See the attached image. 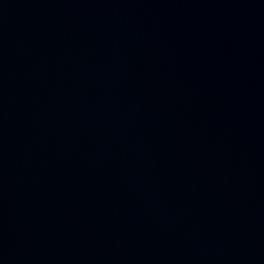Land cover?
Instances as JSON below:
<instances>
[{
    "label": "water",
    "instance_id": "water-1",
    "mask_svg": "<svg viewBox=\"0 0 264 264\" xmlns=\"http://www.w3.org/2000/svg\"><path fill=\"white\" fill-rule=\"evenodd\" d=\"M0 264H264V0H0Z\"/></svg>",
    "mask_w": 264,
    "mask_h": 264
}]
</instances>
